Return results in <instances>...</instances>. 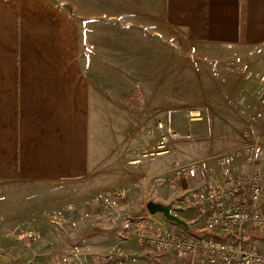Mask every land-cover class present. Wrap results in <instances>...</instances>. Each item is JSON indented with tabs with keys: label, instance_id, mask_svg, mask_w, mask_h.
Returning <instances> with one entry per match:
<instances>
[{
	"label": "crops",
	"instance_id": "obj_1",
	"mask_svg": "<svg viewBox=\"0 0 264 264\" xmlns=\"http://www.w3.org/2000/svg\"><path fill=\"white\" fill-rule=\"evenodd\" d=\"M65 1L0 0V183L34 184L39 200L32 202L39 208L33 212L39 214L44 209L43 213L48 212L56 190L62 193L60 199H65L70 197L72 181L85 189L96 187L101 177L103 181L111 179L116 169L119 171L118 165L123 167L125 160L129 162L140 155L131 152L134 144L125 143L115 154L107 151L106 145L115 140L118 116L124 121L137 117L138 127L144 126L154 95L148 89L138 96L126 83L135 79L128 70L133 60L128 53L122 56L120 47H129L124 44L131 39L122 35L129 34L131 20L121 22L118 13L110 14L117 20L115 27L120 38L99 41L96 27L86 23L96 15L89 12L85 19L84 10L66 5ZM155 5L157 15H150L149 23L139 21L137 26L149 28L148 33L157 37L159 45L162 25L181 35L185 46L201 58L223 57L224 51L232 48L264 43V0H155ZM149 8H139V12L145 13ZM150 73L139 74L148 79ZM259 116L256 160L264 170V117ZM104 118L109 126L105 141L101 131ZM135 136L133 141L139 151L151 145L155 137L148 127L139 129ZM157 166L161 171L162 162L150 158L138 168L151 172ZM217 168L210 164L197 170L195 182L204 179L201 189L214 183L218 176L245 171L247 164L244 159L243 166L233 174ZM190 179L179 178L173 191L178 194L179 190L192 187L186 183ZM160 188L158 202H162ZM251 206H264V187ZM173 208L179 209L180 214L176 215L185 225L169 221L159 212L147 213L146 225H163L171 232L206 234L204 220L196 209ZM37 221L42 222L40 217ZM108 234L121 237L114 229ZM248 237L261 238L264 232L247 230L242 238ZM249 240L245 241L247 245L252 243ZM125 251H115L122 260L111 264H141L143 260L149 264H169L175 259L172 251L165 253L167 259H162V252L138 239L133 249Z\"/></svg>",
	"mask_w": 264,
	"mask_h": 264
},
{
	"label": "rangeland",
	"instance_id": "obj_2",
	"mask_svg": "<svg viewBox=\"0 0 264 264\" xmlns=\"http://www.w3.org/2000/svg\"><path fill=\"white\" fill-rule=\"evenodd\" d=\"M65 4L84 10L85 19L89 12L96 15L86 23L96 27L99 41L120 38L115 27L117 20L110 14L118 13L121 22L131 20L129 34L122 35L131 39L129 44H124L129 47H120L122 56L128 53L133 60L128 70L135 79L126 83L138 96L150 89L154 94L152 110L149 120L145 118L144 126L139 127L137 117L124 121L118 116L115 140L105 147L115 154L125 143L134 144L131 152H140L136 159L125 160L111 179L97 180L96 187L85 189L72 181L70 197L65 199H60L62 193L56 190L55 201L47 213H43L46 209L40 214L33 212L39 208L32 202L39 200L34 184L0 183V264L120 262L122 257L114 252L122 250L125 254V250L134 248L137 238L127 228L136 222L148 224L144 221L149 213L145 204L148 200L157 201L160 187L162 203L174 204L183 194L201 189L204 179L195 182L199 168L203 170L214 164L217 169L222 167L233 174L243 166L248 153L253 152L257 159L259 115L264 117V43L232 48L224 51L223 57L201 58L185 46L181 35L167 26L162 25V45L157 43L156 36L148 33L149 28L137 26L139 21L149 23L148 17L157 15L155 0H67ZM142 7L150 8L142 13L139 12ZM144 71L151 72L148 79L139 74ZM190 110H198L199 114ZM107 120L102 119L104 141L109 130ZM147 127L155 137L151 145L139 151L133 140L139 129ZM150 158L162 162L161 171L158 166L151 172L138 168ZM187 163L196 166L195 179L186 182L192 185L189 189L176 194L173 189L179 178L169 183L155 180ZM133 165L137 168H129ZM173 207L172 212L180 214ZM112 229L121 237L110 236ZM247 230L248 226L243 231ZM249 241L264 247V237ZM165 253L162 252V259H167ZM135 262L132 261L140 264ZM161 263L164 264L158 261L155 264ZM141 264L149 263L143 260Z\"/></svg>",
	"mask_w": 264,
	"mask_h": 264
},
{
	"label": "built area",
	"instance_id": "obj_3",
	"mask_svg": "<svg viewBox=\"0 0 264 264\" xmlns=\"http://www.w3.org/2000/svg\"><path fill=\"white\" fill-rule=\"evenodd\" d=\"M189 112L199 114L198 110ZM245 162V171L218 176L214 183L183 194L177 203H172L174 207L196 209L204 220L206 234L171 232L163 225L143 223L127 230L156 252L172 251L175 259L169 264H264V247L241 240L246 226L254 233L264 232V206H251L264 187V170L258 167L253 152L245 156ZM195 171L194 164H181L155 180L169 183L181 177L193 178ZM230 233L236 238L223 237Z\"/></svg>",
	"mask_w": 264,
	"mask_h": 264
},
{
	"label": "water",
	"instance_id": "obj_4",
	"mask_svg": "<svg viewBox=\"0 0 264 264\" xmlns=\"http://www.w3.org/2000/svg\"><path fill=\"white\" fill-rule=\"evenodd\" d=\"M145 207L150 214L159 212L165 219L169 221L181 223L184 225L186 224L184 220H182L178 215L172 212L173 205L171 202L162 203L154 200H148L145 204Z\"/></svg>",
	"mask_w": 264,
	"mask_h": 264
},
{
	"label": "trees",
	"instance_id": "obj_5",
	"mask_svg": "<svg viewBox=\"0 0 264 264\" xmlns=\"http://www.w3.org/2000/svg\"><path fill=\"white\" fill-rule=\"evenodd\" d=\"M225 237H232V238H236V236L234 235V234H232V233H230V234H228V235H226ZM251 237V236H250ZM250 237H248V238H241V240H242V242L243 243H245V241H247V240H249L250 239Z\"/></svg>",
	"mask_w": 264,
	"mask_h": 264
}]
</instances>
